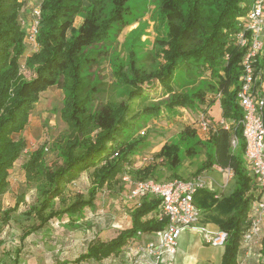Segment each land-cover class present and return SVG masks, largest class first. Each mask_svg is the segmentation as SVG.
<instances>
[{"label": "trees", "instance_id": "1", "mask_svg": "<svg viewBox=\"0 0 264 264\" xmlns=\"http://www.w3.org/2000/svg\"><path fill=\"white\" fill-rule=\"evenodd\" d=\"M129 1L39 0L36 46L29 52L27 30L20 22L24 20L21 14L26 12V1L0 0V196L9 186V170L27 147L19 134L28 124L40 93L51 87L64 91L60 116L67 132L59 147L60 160L52 167L43 168L39 198L23 212V219L35 218L38 224L23 228L21 240L52 220L74 219L86 207H94L96 194L104 187L119 191L125 185L130 189L137 180L156 179L155 165H133L143 142V137H134L135 131L148 119L160 117L163 111L174 112L178 107L199 109L210 120L206 110L219 100L222 117L231 121L229 128L211 122L208 139L202 140L187 121L178 141L164 144L156 156L168 163L169 179L181 178L178 172L181 152L193 157L204 151L206 158L193 176L213 164L223 171H232L234 186L230 193L217 196L215 191L204 187L196 191L193 201L205 221L227 233L220 264H240V254L245 251L241 248V239L248 225L250 203L260 191L243 154L244 142L238 123L243 111L236 94L245 48L234 44L233 35L239 30L238 17L247 13L253 0H157L165 27L157 39L160 60L146 65L132 57L127 70L121 64L113 72L115 80L122 83L126 98L110 100L93 109L97 86L90 83L83 70L96 58L86 49L107 36L114 25L123 22ZM80 15L82 20L75 26V18ZM22 65L30 77L21 71ZM254 66L256 74L264 78V54L255 57ZM182 72L203 74L206 78L195 87L176 90L175 83ZM154 82L166 97L147 102L143 85ZM136 100L143 103L137 111ZM233 136L237 139L235 146ZM42 153L41 147L31 151L24 163L28 181L37 175ZM85 171L92 174L93 186L88 198L78 195L67 202L66 186L76 182ZM124 172L130 176V182L121 180ZM20 200L24 201L23 196ZM159 204L160 199L154 195L142 196L128 210L125 227L107 240L93 238L84 251L60 264H104L107 258L118 255L136 239L138 231L151 233L162 229L166 219L160 217ZM16 208L4 210L5 223L9 212ZM259 252V264H264V237Z\"/></svg>", "mask_w": 264, "mask_h": 264}, {"label": "rangeland", "instance_id": "2", "mask_svg": "<svg viewBox=\"0 0 264 264\" xmlns=\"http://www.w3.org/2000/svg\"><path fill=\"white\" fill-rule=\"evenodd\" d=\"M26 12L21 14L23 26L26 27L27 35L31 22V10L39 4V0H25ZM160 6L157 0H131L128 2V12L125 14L123 22L114 25L107 36L96 44L89 46L86 50L90 56H94L95 61L83 70V74L90 79V83L97 86V93L93 101L92 108H97L104 102L114 100L120 101L126 98L123 94L122 83L115 80V73L121 68L128 69L129 60L137 57L146 65L156 63L159 58V44L157 39L161 38L164 31V24L161 21ZM82 20L81 15L77 16L74 25H78ZM28 51L36 46L34 41H26ZM30 52V51H29ZM153 57V58H152ZM21 71L30 77V72L25 70L23 65ZM205 75L188 74L182 72L178 75V83H175L176 90H186L202 83ZM145 84V83H144ZM143 92L147 95V102L157 101L166 96L157 82L151 85H143ZM162 95V96H161ZM64 99L62 88L51 87L40 93L39 100L34 104L30 112L29 121L24 130L19 134L27 142L26 150L18 158L13 167L9 170V186L0 198V264H60L64 259L72 260L82 251L88 241L93 238L107 240L114 236L120 228L124 227L123 220L128 216L127 212L132 209L135 201L130 200L127 195L128 185L117 191L104 189L96 194L95 205L92 208L86 207L85 211L76 215L74 219L58 221L52 220L38 231L31 232L24 240H21L23 228H28L32 224L36 226L38 221L35 218L23 219L24 211L29 210V205L35 203L39 198L38 187L43 183L42 171L44 167H52L56 161L60 160L59 147L62 137L67 132V126L61 119L60 110ZM134 107L135 111L141 109L143 103ZM163 111L160 117L148 119L144 125L139 127L134 137H143L134 161V167L155 165L156 179H169L170 169L168 163L161 157H157L164 144L177 142L179 132L185 122L194 121L201 111L191 110L187 107H178L174 112ZM196 128V127H195ZM196 129L197 136L202 140L208 139L209 132ZM60 140V141H59ZM232 140H236L232 137ZM233 145V144H232ZM42 148V158L37 175L31 180L26 179L24 163L28 159L30 152ZM183 147L181 146V149ZM199 150V148H197ZM178 172L181 178L193 177L196 168L206 158L202 150L195 156H186L184 152ZM141 162V163H140ZM142 164V165H141ZM208 172V173H207ZM201 177L206 182L208 188V175L212 173L210 169ZM195 176V175H194ZM130 177V176H129ZM225 175H218L219 181H225ZM225 189L216 195L228 194L234 186L233 179H227ZM131 181V178H130ZM92 174L90 171L83 172L79 179L68 184L64 190L66 201H73L78 195L88 198V193L92 189ZM127 190V191H126ZM23 196L24 201L20 200ZM56 201V207L58 202ZM18 203V205H16ZM17 206L8 214V221H4V210ZM201 212V210H200ZM69 220V221H67ZM72 222V223H71ZM205 218L200 216L197 227L205 226ZM122 224V225H121ZM196 233L192 234L189 229H184L177 239L175 253L165 254L160 264H203L207 260L211 251L219 252V261L222 253V246H211L203 243L201 232L194 228ZM264 237V223L261 231L260 242H253L247 248V252L240 256V264H259V254L261 239ZM152 239H156L153 235ZM125 249L118 255L111 256L104 261V264H126ZM14 257H18L14 259ZM195 260V261H194ZM212 264H217V261Z\"/></svg>", "mask_w": 264, "mask_h": 264}, {"label": "built area", "instance_id": "3", "mask_svg": "<svg viewBox=\"0 0 264 264\" xmlns=\"http://www.w3.org/2000/svg\"><path fill=\"white\" fill-rule=\"evenodd\" d=\"M31 15L27 39L35 43L40 18L39 4L32 9ZM238 26L239 30L233 35V42L239 48H245L236 94L243 111L238 123L248 170L260 191L258 197L250 203L248 225L242 234L241 248H244L246 253L251 243L260 240L264 223V78L261 79L260 75L256 74L254 66L255 57L264 54V0H253L247 13L238 17ZM218 125L225 128L230 126L224 118ZM194 126L208 131L212 128V123L204 112H201L194 121ZM233 138L237 142L236 137ZM232 144L235 146L234 140ZM225 172L232 177L230 169ZM121 180L130 182V177L124 172ZM204 187L206 182L201 175L187 179L171 178L159 181L147 178L134 181L127 197L133 201H138L147 194L158 197L160 217L165 218L166 223L162 229L151 233L138 231L136 239L126 245L124 253L127 264H160L165 254L175 253L177 239L185 228L198 229L205 244L223 247L227 236L225 231L196 226L201 212L193 199L196 191ZM153 235L156 239L151 238Z\"/></svg>", "mask_w": 264, "mask_h": 264}, {"label": "crops", "instance_id": "4", "mask_svg": "<svg viewBox=\"0 0 264 264\" xmlns=\"http://www.w3.org/2000/svg\"><path fill=\"white\" fill-rule=\"evenodd\" d=\"M206 114L210 118V121L211 122H213L216 126H219L218 125V122L223 118L222 117V110H221V106H220L219 100H216L213 105H211L210 107L207 108ZM227 122L229 124L231 123V121H227ZM193 127H195V126L193 125ZM195 129H197V128H195ZM203 132H205V131H203ZM139 161H140V159H139ZM139 161L136 159L134 162H139ZM209 169L212 171V173H210L208 175L209 176L208 177V183H207L208 189H210L212 191H215L217 193H220L221 191H223L225 189V185H226L225 182L229 181L227 179H231L232 177H229V175L227 174V172L223 171L222 168L219 167L216 164H213ZM207 171H208V169L205 170V172H207ZM202 174H203V172H202ZM218 175H225L226 176L225 177V181L222 182L221 180L219 181L217 178H215ZM2 195L0 196V198L2 197ZM122 224L124 225V227L128 224L127 216H125V220H123V223ZM205 226L208 227L209 229H212V230H218L217 226L214 223H211V222H205ZM185 229H189V231L192 234H195L196 233V231H195L194 228H185ZM176 246H177V244H176ZM222 252H223V247H222ZM210 254L211 255H208L209 258H207V260L204 261L203 264H212V262L214 263L215 261H217V264H220V261L218 259L219 258V252L218 251H216V252L215 251H211ZM221 255H222V253H221ZM243 255H244V251H242V253L240 254V256H243ZM220 259H221V257H220ZM167 264H173V263L172 262H168Z\"/></svg>", "mask_w": 264, "mask_h": 264}]
</instances>
